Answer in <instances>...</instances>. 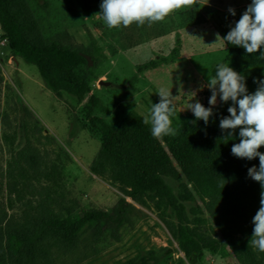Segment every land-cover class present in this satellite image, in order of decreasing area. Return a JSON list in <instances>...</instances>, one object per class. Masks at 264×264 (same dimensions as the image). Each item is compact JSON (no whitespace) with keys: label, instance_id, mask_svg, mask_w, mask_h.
Instances as JSON below:
<instances>
[{"label":"trees","instance_id":"1","mask_svg":"<svg viewBox=\"0 0 264 264\" xmlns=\"http://www.w3.org/2000/svg\"><path fill=\"white\" fill-rule=\"evenodd\" d=\"M229 30H220V36ZM0 33L11 56L34 66L52 94L66 93L78 102L89 95L86 117L101 139L90 171L117 184L123 195L108 210H79L75 201L66 202L41 184L50 178L56 181L60 169L46 166L44 156L27 144L11 156L4 174L0 169V180L5 175L31 197L8 215L0 182V264H67L94 257L100 252L99 243L107 238L118 242L124 228H133L134 205L145 199L159 211V220L185 259L192 261L202 251L217 253L225 246L236 264H264V252L249 246L261 186L248 176V168L258 167L259 158L233 156L231 148L239 143L238 137H226L212 127V116L206 125L193 113L174 127L176 136L158 139L135 112H129L118 126L92 116L98 99L91 93V78L103 57L102 49L92 44L90 34L88 46L78 44L66 31L45 38L29 0H0ZM223 45L221 62L251 71L255 80L264 79L260 52L247 54L241 47ZM175 52L156 63H169ZM210 96L211 91L205 95L206 108ZM21 108L25 115L30 114L26 107ZM2 120L9 127L8 118L2 116ZM259 151L264 153V146ZM178 170L197 190L208 216V230L190 222L181 201L165 183L164 177L180 180ZM136 264L150 261L140 258Z\"/></svg>","mask_w":264,"mask_h":264},{"label":"rangeland","instance_id":"2","mask_svg":"<svg viewBox=\"0 0 264 264\" xmlns=\"http://www.w3.org/2000/svg\"><path fill=\"white\" fill-rule=\"evenodd\" d=\"M101 3L102 0H29L45 38L66 31L78 44L88 46L90 34L92 44L102 49L103 57L91 78V93L98 99L92 116L112 126H118L129 112L144 119L152 103L160 100L157 90L165 87L174 97L176 113L171 120L176 127L186 114L192 113L187 109L188 104L197 100L203 104L210 91L208 73L222 61L225 50L222 41L215 43L217 34L220 36V30L234 27L251 0H193L191 5L176 10L163 21L145 23L142 27L133 23L111 30L96 15L101 11ZM229 8L235 9V16L229 13ZM174 49L172 61L156 63L160 58H170ZM150 64L154 67L146 68ZM232 68L245 77L248 92L254 93L258 85L252 72ZM0 77L3 174L11 156L29 144L44 156L46 166L60 169L56 181L50 178L41 184L48 185L66 202L75 201L79 210H108L123 198L117 184L90 171L101 139L86 117L89 95L78 102L66 93L52 94L34 66L11 56L2 37ZM99 81L111 85L101 86ZM230 105L231 101L222 103L218 97L213 107L210 124L220 132V118L229 115ZM22 106L29 115H25ZM2 116L8 118L9 127ZM232 137L239 138V129ZM178 173L180 180L164 177L165 183L181 201L190 222L208 230V216L197 190L179 170ZM0 182L1 200L8 215L15 214L22 201L31 199L22 185L5 175ZM143 202L134 205L133 228H124L120 241L107 238L99 243L98 255L67 264H136L140 258L148 259L150 264H236L225 246L217 253L202 251L192 261L185 259L159 220V211L146 199Z\"/></svg>","mask_w":264,"mask_h":264},{"label":"clouds","instance_id":"3","mask_svg":"<svg viewBox=\"0 0 264 264\" xmlns=\"http://www.w3.org/2000/svg\"><path fill=\"white\" fill-rule=\"evenodd\" d=\"M192 3L193 0H102L101 11L96 15L102 18L110 30L119 26L127 27L133 23L142 27L145 23L163 21L176 10ZM228 11L232 16L236 15L235 9L229 8ZM221 41L241 47L247 54L260 52L259 58L264 60V51H260L264 47V0H251L226 36L217 34L215 43ZM254 83L258 87L250 94L245 77L228 63L219 62L215 66V74L208 73L210 107L206 108L197 100L190 102L187 109L194 114L196 120H202L207 125L213 115L217 98L219 97L222 103L231 101L227 109L229 115L220 118L219 127L226 133V137H232L235 130L239 129V143L233 144L231 148L233 156L247 160L259 158L258 167L253 165L248 168V176L261 186L260 207L252 218L254 227L249 246L264 252V153L259 151L264 146V79L254 80ZM156 94L160 100L158 103H152L143 123L150 125L154 138L176 136L178 129L172 126L171 120L176 113L174 97L165 87L159 88Z\"/></svg>","mask_w":264,"mask_h":264},{"label":"water","instance_id":"4","mask_svg":"<svg viewBox=\"0 0 264 264\" xmlns=\"http://www.w3.org/2000/svg\"><path fill=\"white\" fill-rule=\"evenodd\" d=\"M99 85H101V86H109L111 84H109L108 82L99 81Z\"/></svg>","mask_w":264,"mask_h":264},{"label":"built area","instance_id":"5","mask_svg":"<svg viewBox=\"0 0 264 264\" xmlns=\"http://www.w3.org/2000/svg\"><path fill=\"white\" fill-rule=\"evenodd\" d=\"M0 38H1V34H0Z\"/></svg>","mask_w":264,"mask_h":264},{"label":"crops","instance_id":"6","mask_svg":"<svg viewBox=\"0 0 264 264\" xmlns=\"http://www.w3.org/2000/svg\"><path fill=\"white\" fill-rule=\"evenodd\" d=\"M221 43V42H220Z\"/></svg>","mask_w":264,"mask_h":264}]
</instances>
